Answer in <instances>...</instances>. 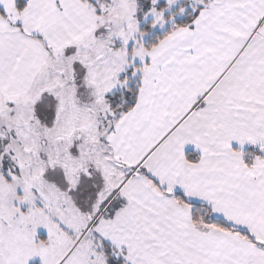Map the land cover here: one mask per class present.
I'll list each match as a JSON object with an SVG mask.
<instances>
[{"label": "snow or ice", "instance_id": "1", "mask_svg": "<svg viewBox=\"0 0 264 264\" xmlns=\"http://www.w3.org/2000/svg\"><path fill=\"white\" fill-rule=\"evenodd\" d=\"M0 264H264V0H0Z\"/></svg>", "mask_w": 264, "mask_h": 264}]
</instances>
